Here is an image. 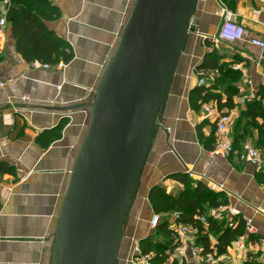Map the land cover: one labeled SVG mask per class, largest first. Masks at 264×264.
I'll return each instance as SVG.
<instances>
[{
  "label": "crops",
  "instance_id": "crops-1",
  "mask_svg": "<svg viewBox=\"0 0 264 264\" xmlns=\"http://www.w3.org/2000/svg\"><path fill=\"white\" fill-rule=\"evenodd\" d=\"M48 2L58 17L48 20L46 27L74 52V59L64 69H35L27 63L17 51L11 24L0 38V80L6 83L0 89V162L14 168L13 174L0 173V264H51L53 235L90 119L89 109L80 105L94 101L134 0ZM200 5L193 20L197 31L191 36L161 118L170 137L160 134L147 166L148 188L132 211L127 233L139 241L153 233L163 234L149 229L154 214L149 192L162 185L168 193L179 195L185 186L170 177L191 171L194 182L210 189L217 186L215 192L228 199V206L239 214L238 220L245 222L246 228L251 221L255 228L253 233L247 228L243 237L246 253L231 250V244L227 253L219 255L222 264H264V170L259 172L237 156L207 151L199 133L216 136V123L204 119L201 106L190 102L198 87L197 71L207 54L215 51L221 65L232 62L227 67L240 74L239 80L231 88L227 82L221 83L219 76L211 85L215 98L209 103L216 104L221 113L235 115L231 133L235 149L242 150L248 143L264 154V112L254 109L255 103L258 105L255 101L246 105L239 102L243 86L247 94L264 95V58L248 43L255 37L264 39V12L256 14L264 8V0H201ZM224 6L244 27V41L219 40ZM245 77L252 80L251 87L245 85ZM75 106L78 108L67 110ZM63 121L61 139L49 148L36 141L41 133ZM172 214L166 221L172 220ZM157 240L164 243L170 237L161 235ZM210 244L217 251L218 240L213 234ZM132 251V247L125 251L120 264H142L131 262Z\"/></svg>",
  "mask_w": 264,
  "mask_h": 264
},
{
  "label": "water",
  "instance_id": "water-1",
  "mask_svg": "<svg viewBox=\"0 0 264 264\" xmlns=\"http://www.w3.org/2000/svg\"><path fill=\"white\" fill-rule=\"evenodd\" d=\"M201 0H134L88 108L85 138L53 235L51 264H120ZM78 108L70 107L67 110Z\"/></svg>",
  "mask_w": 264,
  "mask_h": 264
},
{
  "label": "trees",
  "instance_id": "trees-1",
  "mask_svg": "<svg viewBox=\"0 0 264 264\" xmlns=\"http://www.w3.org/2000/svg\"><path fill=\"white\" fill-rule=\"evenodd\" d=\"M53 17H58V14L48 0H13L9 24H11L12 35L16 40L17 51L27 63L32 64L39 61L57 68L60 63L67 65L74 59V52L68 44L46 27V22ZM201 68L218 70L220 82H227L231 88H233L232 84L240 78L239 73L234 72L230 67H225L224 64L221 65V58L215 51L205 56ZM212 88L214 86L194 89L190 96L191 105L200 107L203 102H211L215 98V95L210 93ZM254 107L255 110L260 108L264 112L259 103L258 105L255 103ZM64 127L65 121L58 127L41 133L36 141L44 148H49L51 144L61 139ZM199 138L207 151L214 150L216 136L213 133L209 137L199 133ZM13 172L12 166L6 162H0L1 174H13ZM170 178L184 184V191L179 195H173L161 185L152 187L149 192V200L156 214L178 213L182 222L196 225L197 215L205 214L207 209L228 205V199L222 193L212 191L201 182H194L188 175L175 174ZM238 222L235 228H229L225 225V221L219 222L210 219L207 234L201 233L198 240V244L204 247V253L210 251L211 248L210 234H213L218 240L217 254L227 253L228 247L235 240L246 235V223L241 220ZM168 225L169 222L164 219L158 227L159 232L170 237L167 242L162 243L157 239L152 242V236L140 241L143 256L154 255L151 259L152 264L165 263L169 257L168 252L174 248ZM197 226L202 232L203 226Z\"/></svg>",
  "mask_w": 264,
  "mask_h": 264
},
{
  "label": "built area",
  "instance_id": "built-area-1",
  "mask_svg": "<svg viewBox=\"0 0 264 264\" xmlns=\"http://www.w3.org/2000/svg\"><path fill=\"white\" fill-rule=\"evenodd\" d=\"M13 5V0H0V38L3 33L7 30L9 26L10 12ZM222 25L219 31V40L234 43L245 40V29L244 27L237 23L234 19V14L229 11L225 6L222 7ZM264 12V8L259 9L256 14H261ZM206 40V37H203ZM248 43L257 48L261 56L264 58V39L262 38H252ZM35 69H45L51 68L50 65L36 61L32 63ZM66 65L60 63L57 69H64ZM239 67L234 66L237 70ZM197 85L198 87H210L213 83L217 81L220 76L218 70H206L199 68L197 71ZM245 85L251 87L253 82L251 79L245 77ZM6 87V83L0 80V89ZM256 101L264 109V95L259 93L250 92L246 93V89L243 86L241 88V95L239 97V102L246 105L249 102ZM201 109L203 111L204 119L214 120L216 123V142L213 154L228 156H237L239 161L242 163H247L254 166L259 172L264 170V154L260 149L255 147L253 144H245L242 151H237L233 145V139L231 136L232 127L235 121V115L233 113H221L214 103H201ZM187 175L193 179L194 174L188 171ZM218 187L212 186L211 190L215 191ZM238 212L232 207L220 206L218 208L212 209L209 215H197L195 218L196 225H190L182 222L180 220V215L178 213H173L171 215V221L168 225V230L171 234V240L173 242L174 248L168 252V259L163 264H190L192 261H199V264H222V258L216 253L217 251L211 247L210 251L204 253V247L198 244V240L201 237L200 234H207V228L210 224V219L214 221H225L229 228H235L238 221ZM163 218L161 214L154 213L150 220V229L152 231L157 230L162 224ZM197 225L203 226V231L201 232ZM247 228L249 232H255L251 221H247ZM231 250L236 251L244 255L247 249L244 244L243 238H239L232 243ZM264 245V240L262 241ZM131 257V262L142 263V264H152L151 259L154 255L142 254V249L140 247V241L137 242Z\"/></svg>",
  "mask_w": 264,
  "mask_h": 264
},
{
  "label": "rangeland",
  "instance_id": "rangeland-1",
  "mask_svg": "<svg viewBox=\"0 0 264 264\" xmlns=\"http://www.w3.org/2000/svg\"><path fill=\"white\" fill-rule=\"evenodd\" d=\"M231 64H232V62H227V63H225L224 65H225V67H227V66H230ZM233 68H234V66H233ZM147 171H148V169H146V172H145V174H144L142 188H141V191H140V194H139L138 200H137V202H136V204H135V207H137V206L139 205L141 199L145 197V193H146V190H147V188H148V185L146 184V175H147V173H148ZM161 186H162V185H161ZM162 187H163V186H162ZM207 210H208V209H207ZM211 210H212V209H210V211L206 212V213L203 214V215H209L210 212H211ZM134 211H135V209H134ZM161 216H162V218H163V220H164V219H166L167 217H169V214H161ZM129 219H130V218H128V219L126 220V223H125V230H124V231H125V240H124V243H123V246H122V253H121V256H123V255L125 254V251H126V250H129L130 247H132L133 250H134L135 246L137 245V242L139 241L138 238H135L134 236L131 237V236L128 234V233H129V222H130ZM225 225H227V222H225ZM149 229H150V225H149ZM127 232H128V233H127ZM152 233H153V232H152ZM161 235H164V236H165V234H161ZM161 235H160V234L156 235V233H153V235H152V242H153V240H156L157 237L159 238V236H161ZM132 256H133V252H132ZM132 256H131V257H132ZM131 257H130V258H131ZM122 258H123V257H122Z\"/></svg>",
  "mask_w": 264,
  "mask_h": 264
}]
</instances>
